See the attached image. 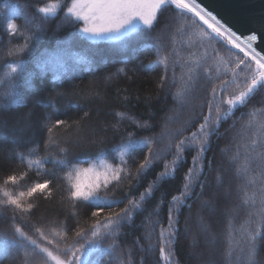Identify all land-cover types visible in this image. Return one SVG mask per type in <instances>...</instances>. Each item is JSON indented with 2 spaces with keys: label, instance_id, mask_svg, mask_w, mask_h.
<instances>
[{
  "label": "trees",
  "instance_id": "1",
  "mask_svg": "<svg viewBox=\"0 0 264 264\" xmlns=\"http://www.w3.org/2000/svg\"><path fill=\"white\" fill-rule=\"evenodd\" d=\"M55 2L57 0H42L45 4ZM59 2L64 4L70 0ZM34 3L35 0H0V25H5L11 18L21 29L14 37L0 31V101H15L9 105L12 112L0 114V177L10 170L23 174L28 161L40 160L44 162L40 172L33 167L22 184L43 182L49 170L56 168L54 161L63 156L61 149L69 140L73 142L71 151L79 153L82 161L99 163L106 159L111 162L116 155L113 152L92 157L82 149L86 148L97 122L101 126L104 123L111 126L113 114L121 112L123 115L116 126L123 131L133 128V121L145 125L144 129L137 130L135 138L148 141L164 159L148 173L135 190L136 194L128 198L139 200V192L146 191L149 184L152 194L141 201V208L119 230L117 242L104 240L91 251L88 257L91 264H206L202 259L205 246L214 250L223 264H252L247 260L245 237L259 219L261 197L258 190L264 185V179L258 169L256 172L248 170L247 157L253 141L264 143V93L258 89L246 107L234 109L219 123L211 136L209 150L199 163L194 165L193 158L201 156L202 139L191 141L183 153L184 159L173 165L177 130L183 133L181 138L190 137L198 130L199 124L193 126V122L202 119L200 105L205 99V88L201 84L187 102H176L189 88L187 65L203 57L206 51L209 56L212 52L206 44L193 47L200 39L193 23H186L171 12L164 13L162 20L166 19L169 27L163 32L158 29L156 34L161 40L157 45L142 37L140 30L119 41H77L73 39L75 30L72 28L55 32L60 22L55 19L51 24L45 22L46 31L30 42V50L21 53L19 49L25 42L24 37L34 27L29 23L31 13L28 11ZM58 40L66 42L67 56L57 52ZM221 55L229 58L226 53ZM12 67H17L16 73L11 72ZM118 68H125L127 73L104 80ZM165 75L167 83L161 88L160 80ZM204 111L207 113L206 107ZM29 112L30 126L22 132L14 130L13 118ZM85 112L90 118L84 116ZM58 120L65 123L53 127ZM213 126L217 127L215 120ZM49 127H53L51 134L47 132ZM116 142L119 143V138ZM170 144L173 145L171 150ZM137 152L142 157L147 154V148L137 149ZM165 163L170 175L157 180ZM189 168L193 169L191 180H186ZM184 182L192 185L188 194L183 193ZM201 183L204 195H200ZM123 187L127 191V186ZM216 192H230L231 195L227 197L226 205L211 216L213 228L205 236L201 231L202 218L208 220L212 206L205 202ZM121 194L117 193L114 198ZM173 196L176 201L172 200ZM245 196L255 197V208L250 203L242 204ZM30 200L36 206L33 223L39 220L48 224L52 231L64 230L62 225L55 226L56 221H63V213L68 208L59 191L54 190L48 199L35 194ZM169 206L179 214V232L172 239H168L172 231L168 227ZM91 223L88 220L85 226ZM7 229L8 224L0 222V237H4L0 239V252L11 240V232L5 236ZM67 238L71 240V234ZM40 243L54 255L58 254L54 245L45 241ZM161 247L166 249L163 258ZM259 252L257 264H264V246ZM30 260L32 257L25 251L11 249L3 264H28Z\"/></svg>",
  "mask_w": 264,
  "mask_h": 264
},
{
  "label": "snow or ice",
  "instance_id": "2",
  "mask_svg": "<svg viewBox=\"0 0 264 264\" xmlns=\"http://www.w3.org/2000/svg\"><path fill=\"white\" fill-rule=\"evenodd\" d=\"M28 11L31 13L29 23L34 27L24 37L25 42L19 49L21 53L30 50V42L38 39L40 34L46 31L45 22L51 24L55 19H59L60 22L54 31L59 33L65 28H72L75 30L73 39L77 41H119L140 30L142 37L154 41L157 45L161 40L160 35L156 34L158 29L163 32L169 27V22L166 19L162 20L164 13L171 12L174 17L178 16L186 23H193L200 38L198 43H193V47L198 48L206 44L212 48V52L209 56L206 51L203 57L187 65L189 88L176 102L180 104L187 102L190 94L201 84L205 88V99L200 105L202 119L193 122V126L199 124L198 130L190 137L184 138H181L183 133L177 130L172 153L175 157L173 165L184 159L183 153L191 141L202 139L203 142L199 145L201 156L193 158L194 165L199 163L204 158L203 154L209 150L211 136L215 134L219 123L233 113L234 109L246 107L258 89L264 93V54H261L264 49L257 51L254 47L257 40L255 32L248 35L238 34L227 22L222 21V18H218L212 11L202 6L199 0H70L64 4L59 0L47 4L42 3V0H35ZM260 19L264 21V11L261 12ZM0 31L14 37L21 29L8 18L5 25H0ZM65 44V41L58 40L57 52L67 56ZM222 53H226L229 58L225 59ZM233 56L234 60L231 59ZM209 60L213 62L210 63ZM11 72L16 73L17 67H12ZM119 73L126 74L127 70L118 68L115 74H109L104 80H110L113 75ZM166 83L167 75L161 78L160 87L163 88ZM231 88L235 90L230 91ZM14 103V100L0 101V114L12 112L13 109L9 105ZM205 107L207 113L204 111ZM122 115L121 112H115L114 123L111 126L107 123L101 126L97 122L86 148L82 149L88 151L92 157L113 152L116 155L112 157L111 162L106 159H101L99 163L82 161L79 153L71 151L73 142L69 140L65 142L66 147L61 149L63 156L54 161L56 168L49 170L43 182H34L28 186L22 184L33 167L37 173L40 172L44 163L40 160L28 161L23 174L10 170L0 177V222L8 224L5 236L7 232L12 233L7 247L0 252V264H3L11 249L23 250L30 255L32 260L28 264H49V261L52 264H91L88 259L91 251L96 250L104 240L111 239L114 243L119 240V230L141 208V201L152 194V185L149 184L146 191L139 192V200L128 197L136 194L135 190L143 183L144 178L164 159L153 150L148 141L135 138L137 130L144 129L145 125L133 121L134 127L125 128L123 131L116 126ZM30 116V112L17 114L12 120L13 129L21 132L26 130L30 126ZM84 116L90 118L88 112H85ZM213 120L216 121L217 127L213 126ZM64 123L65 121L58 120L53 127ZM53 127L47 128L49 134L52 133ZM117 138L119 143L116 142ZM172 147L170 144L169 149ZM144 148H147V154L141 157L137 149ZM23 159L21 156V162ZM247 161L250 165L248 170L256 172L258 169L261 178L264 179V143L253 141ZM192 171V168L188 169L186 180H191ZM169 175L168 164L165 163L164 171L160 172L156 179L162 180ZM123 186H127V191H124ZM200 186V195H204L203 183ZM54 190L62 194L64 202L68 205L63 213V221L55 222L56 227L63 226V231H52L48 224H43L39 220L35 223L32 221L36 206L30 198L40 194L44 199H48ZM191 190L192 185L184 182L183 193L188 194ZM258 192L261 197L259 219L256 220V227L250 229L245 237L247 260L252 261V264H257L259 248L264 246V185ZM117 193L122 194L119 198H114ZM230 195V192L225 194L216 192L205 202L206 205L209 203L212 205L209 208L208 220L204 221L202 218L201 231L205 236L213 228L211 216L226 205L227 197ZM172 200L176 201V197L173 196ZM249 203L255 208V197L249 199L245 196L242 204ZM88 220L92 223L85 226ZM178 225V210L174 213L169 206L168 227L172 231L168 239H172L174 234L179 232ZM69 234L71 240L67 238ZM2 238L4 237H0ZM163 240L162 231L161 243ZM40 241L54 245L58 254L54 255L47 247L41 246ZM165 251L166 249L161 247V258L164 257ZM202 259L206 260V264H223L217 253L206 246L202 251Z\"/></svg>",
  "mask_w": 264,
  "mask_h": 264
},
{
  "label": "water",
  "instance_id": "3",
  "mask_svg": "<svg viewBox=\"0 0 264 264\" xmlns=\"http://www.w3.org/2000/svg\"><path fill=\"white\" fill-rule=\"evenodd\" d=\"M222 21L227 22L238 34L255 32L257 40L254 43L257 51L264 49V21L260 14L264 11V0H199ZM264 54V51H261Z\"/></svg>",
  "mask_w": 264,
  "mask_h": 264
}]
</instances>
